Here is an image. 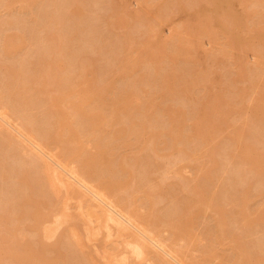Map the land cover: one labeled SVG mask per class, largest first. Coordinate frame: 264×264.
<instances>
[{
	"label": "bare ground",
	"instance_id": "obj_1",
	"mask_svg": "<svg viewBox=\"0 0 264 264\" xmlns=\"http://www.w3.org/2000/svg\"><path fill=\"white\" fill-rule=\"evenodd\" d=\"M135 1L144 7L136 14L138 4L137 9L131 4L134 9L129 12L127 4L104 0L103 11L96 16L92 14L97 8L91 9L97 2L42 0L32 21L22 18L19 22L18 16L13 21L12 15L1 19L0 264H56L54 252L69 258L70 264H96L83 251L84 241L93 244L94 255L107 260L105 264L264 263V236L252 240L259 223L264 224V203L256 210L248 204L250 193L264 192V99L259 96L264 91L260 74L264 66L260 60L264 59V0H235L243 6L238 16L227 6L228 0H212L210 5L204 0ZM35 3L37 0H0V7L8 11L20 4L24 14L32 12ZM50 8L56 9L61 22L69 24L66 35L52 32ZM223 8L228 11L220 22L217 15ZM125 10L130 19L122 14ZM179 13L198 18L199 23L184 29L186 36L195 39L175 34L174 53H180L181 37L197 47L196 40L206 38L211 45L223 35L227 46L234 52L238 49V57L226 51L213 63L202 64V81H226L218 86L226 98L217 100L220 91L209 87L190 112L173 94L185 73L182 66L174 62L169 68L159 67L156 81L143 72L163 63L151 54L162 44L152 37ZM39 16L43 20L37 22ZM115 16H122L125 22L122 17L112 19ZM94 20L105 32L99 31L102 27ZM14 22L18 30L24 27L22 34ZM121 23H130L131 33L116 35ZM239 26L242 32L235 33ZM254 40L262 50L253 49ZM28 46L44 51L25 68L20 56ZM130 46L141 47L133 62L126 53ZM239 52L252 54L255 63L248 65L242 57L245 54ZM96 56L108 63L92 70ZM225 58L237 63L236 73H221ZM117 71L122 76L110 79ZM116 80L122 82L119 89L114 88ZM83 84L87 85L84 89ZM112 87L114 92L118 90L116 95L111 94ZM75 91L87 109L77 108ZM141 91L145 103L135 105L132 99ZM96 93L100 101L93 99ZM188 121L193 128L186 127ZM59 126L60 132L53 131ZM190 138H197L198 143L191 145ZM84 141H94V154L85 153ZM141 150L146 154H135ZM197 156H205L209 165L193 168L199 176L176 184L187 195L180 198L174 193L175 184L171 185L166 190L169 205L156 210L154 199L166 198L154 194L166 183L164 172L159 175V171L163 168L178 174L185 161ZM8 159L16 164L6 163ZM161 159L166 161L165 167ZM151 173L159 177L154 179ZM59 200L60 208L56 206ZM70 201L76 202L75 212ZM204 209H210L216 218L211 228L202 231L204 235H197L209 241L200 251L196 236L193 239L189 231L195 219L205 217L203 212L208 214ZM23 219L33 220L28 227L37 239L12 250ZM55 236L53 245H47ZM222 240L233 244L231 254L216 251L223 246ZM197 252L200 257L194 256Z\"/></svg>",
	"mask_w": 264,
	"mask_h": 264
},
{
	"label": "rangeland",
	"instance_id": "obj_2",
	"mask_svg": "<svg viewBox=\"0 0 264 264\" xmlns=\"http://www.w3.org/2000/svg\"><path fill=\"white\" fill-rule=\"evenodd\" d=\"M42 0H37V2H38V4L37 3H35V7L33 6L32 7V12H29V13H24V14H22L23 12L22 11H20L21 9V5L20 4H15L12 8H10V10H8V11H6L2 6L0 7V22H2L1 21V19H7L8 17V15L10 16V15H12V16H10L11 18H13V17H15V16H18V17H15V19H17L19 22H20V20H22V18H24V19H26V18H28L30 21H32V17H34L35 16V13H37V10L41 7V4L42 3H40ZM94 1V0H93ZM97 1H101V0H95V2H97ZM103 2H104V0H102ZM101 1V2H102ZM117 3H122V4H124V6H125V4H127L126 5V10H128V8H129V12H132V9H134V8H132V7H135L137 4V10H136V12H135V14L137 13V11H139V8H144L143 7V4H141V7L139 6V3H138V1H137V3H136V1L135 0H115ZM129 1H131V2H129ZM162 1H164V0H161V2ZM229 1V3H228V7L231 9V10H233V14L234 15H239V10H241L242 11V9H243V6H241L240 5V3H237V2H235V0H228ZM90 2L91 3H95V2H92L91 0H90ZM101 2H97V3H95L94 4V6L95 7H93L92 8V4L90 5V7L92 8L91 9V11H93V9H95V8H97L96 10H94V12H93V14L92 15H99L103 10H101L102 9V6H104V4H102ZM211 2H212V0H204L203 1V3L204 4H207V5H210L211 4ZM44 3V2H43ZM141 3V2H140ZM37 4V5H36ZM100 5V8L98 7V5ZM131 4H132V7H131ZM237 4H238V7H237ZM40 5V6H39ZM240 5V6H239ZM127 6H130V7H127ZM242 7V8H241ZM1 8H3L4 10H1ZM88 9H89V7H87ZM99 8V9H98ZM103 9H104V7H103ZM165 9L166 10H169L170 9V5L169 4H166V6H165ZM253 9V8H252ZM252 9H250L249 11H251ZM50 10H51V12H52V15H53V18L51 19V27H52V32L54 33V32H60L61 34H65L66 35V33H67V29H68V26H69V24L68 23H63V22H61V20H60V17L57 15V12H56V9H54V8H50ZM122 11V14H123V12H124V17H126V19L127 18H129L127 15H126V13H127V11ZM134 10V11H135ZM142 12H143V10L142 9H140ZM89 11H90V9H89ZM227 8H223L222 9V13H219L218 15H217V19L220 21V22H224V20H225V14H224V12H226L227 13ZM11 12V13H10ZM118 12H120L119 10H118ZM118 12H115L117 15L118 14H121V13H118ZM10 13V14H9ZM20 14V16L21 17H19V14ZM99 13V14H98ZM134 13V12H133ZM14 14H17V15H14ZM87 14V16H88V12L86 13ZM138 14H140V13H138ZM14 15V16H13ZM22 15H23V17H22ZM142 15V14H141ZM144 15V14H143ZM151 15V14H150ZM176 16L174 17V16H172V18L167 22V23H165L163 26H161V31H160V33H158V34H156V36H154V37H152V39L153 40H158L159 42H161L162 44H159V47L157 48V49H155V50H152L151 51V54L152 55H154V56H157L158 57V59L159 60H163V63L162 64H160L158 67H156V68H149V69H145V70H143V72L144 73H147L148 75H150V76H152V78H153V80L154 81H156L157 79H158V77H159V75H158V73H156V71L157 70H159V67H164V68H169L170 67V65L172 66L173 65V63L174 62H176L177 64H178V67H183L184 68V70H185V73L183 74V76H182V79H181V81H180V83H179V85H178V87L175 89V91L173 92V94L175 95V96H177V101L179 102V104H182L183 106H184V110L186 111V112H190L194 107H195V104H196V102L199 100V101H201L202 100V97L204 96V94L205 93H208V91H209V87H212L213 88V90L215 91V92H219L220 90H218V89H221L220 87L221 86H223V84H226V81H224V82H222V83H216V82H214V83H211V82H204V81H202V66H204V65H202L203 64V62H206V64H210V63H213L214 61H215V59H216V57H218L219 56V54H221L222 52H228L229 54L230 53H232L233 54V56H235L236 55V57H238V49H236V51L234 52L233 50H235V49H233L232 50V48H230L229 46H227L226 45V39H225V37L222 35V36H220V35H217V37H215V38H218L219 36V38L216 40H214L215 42L212 44L211 43V45H209L210 43L207 41V39L205 40H196L197 41V47H194V46H192L191 44H189L186 40H188V38H193V37H189V36H186L188 33H186L187 31L186 30H184L185 28L186 29H188V28H190V27H194L195 25H197L199 22H198V20H196V19H198V18H189V17H187L186 15H184V14H182V13H179V14H175ZM114 16V15H113ZM118 16H120V15H118ZM123 16V15H122ZM121 16V17H122ZM6 17V18H5ZM116 17V16H115ZM113 18L112 17V19H117V20H121V19H119V18H121V17H116V18ZM256 18V17H255ZM130 19V18H129ZM128 19V20H129ZM184 19H185V21H188V22H184ZM9 20V19H8ZM10 20H12V19H10ZM35 20L38 22V21H41V20H43V19H41L40 18V16L37 18V17H35ZM125 19L122 17V21H123V23L125 22L124 21ZM128 20H126L127 22H128ZM179 20V21H178ZM190 20V21H189ZM13 21H14V18H13ZM44 21H45V19H44ZM44 21H42V22H44ZM181 22L180 24H177L176 26H175V24L173 25L172 23H177V22ZM199 21H201V19L199 20ZM16 22V21H15ZM14 22V25L16 24ZM94 22H95V24L96 25H98V26H101L102 27V25H101V23H98L97 21H95L94 20ZM129 22H131V20H129ZM123 23H121V25H117V28H118V30H116L115 32H116V35H119V34H123V35H127V33H131L130 31L132 30V27L128 24V25H125V26H123ZM126 24V23H125ZM170 24H172V25H170ZM17 25L18 24H16L15 25V29H17V31L19 32V30H20V33L22 34V32H21V30L24 32V27H22V29H19L18 30V27H17ZM170 25V26H169ZM118 26H120L121 28H119ZM123 26V27H122ZM172 26V27H171ZM175 26V27H174ZM168 27H171V28H167ZM192 27V28H193ZM116 28V29H117ZM191 28V29H192ZM98 29H99V31L100 32H105V29L102 27V28H99L98 27ZM167 29V30H166ZM191 29H189V30H191ZM216 29V28H215ZM102 30V31H101ZM104 30V31H103ZM179 31H181L182 32V34H181V32L179 33ZM183 32H184V34H183ZM217 32H219L218 30H217ZM234 32L235 33H239V32H242V30H241V27L239 26L238 28H235L234 29ZM175 34H179V35H181V36H185V37H188V38H184V37H181V39L183 40L184 39V41H182L181 39V41H182V44H181V46H180V48H179V54L177 53H174V50H175V42H174V37H175ZM218 34H220V33H218ZM86 35V34H85ZM178 35V36H179ZM176 38H177V35H176ZM193 39H195V38H193ZM226 41V42H225ZM254 44H253V49H257V50H262L263 48H262V46L257 42V41H255L254 40V42H253ZM172 45V46H171ZM171 46V47H170ZM227 47H229V48H227ZM138 48V50L139 51H141V47L139 46H130L128 49H127V54H128V60L129 61H134V59L137 57L136 56V54H137V52H136V49ZM23 49V48H22ZM228 49V50H227ZM20 50L21 49H19L18 51L20 52ZM43 50V49H42ZM233 52H232V51ZM22 51V50H21ZM44 51V50H43ZM43 51H41V49L40 48H36L35 46L33 47H27L25 50H23L22 52H21V58H20V61L23 63V64H25V65H27V66H25V68H28V67H30L31 65H29L30 63H32L33 62V60H34V58L38 55V54H41ZM23 52H28L27 54L25 53V55H22V53ZM239 53H242V52H239ZM243 54V53H242ZM245 54V53H244ZM243 54V55H244ZM249 55H252V54H250V53H248ZM248 54H245L246 55V57H247V55ZM240 55V54H239ZM244 55V56H245ZM248 55V57L249 58H246V57H244V56H242L243 58H244V61H246V63L248 64V65H252V64H254L255 63V60H256V58L252 55V56H249ZM253 57V58H252ZM0 58H1V56H0ZM232 58V57H231ZM231 58H225V61L223 62V66H222V69H221V73L223 74V75H225V74H227V73H236L237 72V70H238V65H237V63L234 61V59H231ZM246 58V59H245ZM95 59H96V62H95V64H94V66H92L91 67V69L92 70H94L95 68H97V67H99V66H106V64L108 63V61L106 62L105 60H102L103 58H101V60H99L98 58H97V56L95 57ZM253 59V60H252ZM261 61H262V63H264V59H260ZM251 61V62H250ZM154 69H155V72H154ZM22 70V72L23 71H25V70H23V68L21 69ZM260 74L262 75V76H264V66H262L261 67V70H260ZM122 75L120 74V72H115V73H112L111 75H109V78L110 79H119L120 77H121ZM106 77H108L107 75H105V78L104 79H107ZM116 80V81H117ZM188 80H192V82H189ZM115 84H117V85H115L114 86V88H116V87H118V88H116V89H119L121 86H122V82H121V80H119V82L117 81ZM86 84H83V88L82 89H84V88H86ZM218 86H220V87H218ZM114 88L112 87V91L114 90ZM81 89V90H82ZM111 91V94H113L114 95V93H115V95H116V92L118 91V90H116V92H112ZM74 94H75V97L76 98H74V99H76L77 100V102H78V106H77V108L79 107V108H81V109H87L86 108V104H82L81 103V99H82V96L81 95H79V92H77V91H75V92H73ZM111 94H109L110 96H113V95H111ZM226 96L227 95H225L224 96V93L222 92V91H220L219 93H218V97H217V100H222V98L223 97H225L226 98ZM260 96V98L262 99H264V91H261V95H259ZM114 97L115 96H113V97H110L111 99L113 98L114 99ZM227 98H229V97H227ZM93 99H96V100H99L100 101V98H99V96L97 95V93H96V95L95 96H93ZM132 102L135 104V105H141V104H144L145 103V94H144V92H139L137 95H136V97H134L133 99H132ZM34 113V112H33ZM246 114H248V112H246ZM249 115H250V111H249ZM71 117H73L72 115H69V118H71ZM185 125H186V127L187 128H189V129H191V128H193L194 127V125L190 122V121H188V122H186L185 123ZM53 131H55V132H60V126L59 127H54L53 128ZM92 142H94V141H92ZM92 142H86V141H84L83 143V147H84V149H86L85 151V153L86 154H94L95 153V147H94V143H92ZM198 143V140H197V138H190V144L191 145H195V144H197ZM52 151L51 152H53V154H56V152H55V149H51ZM129 150V149H128ZM138 150V149H137ZM145 151L147 150V149H144ZM144 150H141V151H136L137 153H135V154H140V155H144V154H146L145 153V151ZM88 152V153H87ZM148 153V152H147ZM22 154H23V152H22ZM149 154V153H148ZM147 154V155H148ZM24 155V154H23ZM23 155H21V157L23 158L24 156ZM139 155V156H140ZM219 158V157H218ZM21 159V158H20ZM18 160V159H17ZM168 161V160H167ZM9 163L10 165L11 164H13V163H15V162H13V159L12 160H6V163ZM18 162V161H17ZM19 162H21V161H19ZM160 163H163L164 165V167H165V163H166V161L164 160V159H161L160 160ZM8 164V165H9ZM16 164V163H15ZM14 165V164H13ZM159 165H161V167H163L162 166V164H159ZM207 165H209V161H208V159L205 157V156H197V157H195V158H190L189 160H187V161H185L183 164H182V168L179 170V173L177 174H174L173 173V171H169V170H160L159 171V173H158V171L157 172H155V173H158L159 175H161L160 174V172L161 171H163L164 172V174L162 173V175H163V177L165 178V184H163L162 185V188H158L156 191H155V193L154 194H160V195H164V196H166V198H165V200L163 199V200H158V199H154L155 200V202H154V204H153V206H154V208L157 210V209H161V210H164V209H166L167 208V206L169 205L168 203H169V200H168V196H167V193H166V190H169V188L171 187V185H174L175 184V187H173V189H174V193H176V195L178 196L179 195V197L181 198L182 196H186L187 195V191H186V189H182V188H180V185H177L176 186V184L180 181V180H183V181H185V182H188V181H191L192 179H194V178H196L197 176H199V174H198V171H197V173H196V171L193 169V168H200V167H203V168H205ZM6 166V165H5ZM7 167V166H6ZM230 167L231 166H229L228 168H229V170H228V173L231 171V169H230ZM178 169V168H177ZM168 171V172H167ZM167 172V173H166ZM155 173H153V174H155ZM231 173V172H230ZM152 174V173H151ZM152 174V177L154 178L155 176H158L159 177V175H153ZM155 179V178H154ZM13 182V181H12ZM137 195H140V196H137ZM136 196H135V199L137 198H139V197H141V193L140 194H137ZM136 199V200H137ZM248 199H249V202H248V204H249V207H251V209H253V210H256L261 204H263L264 203V192H259L258 190H254L252 193H250V195H249V197H248ZM58 204V205H57ZM56 204V206H58L59 208H60V206L62 205V202L59 200L58 201V203ZM145 206H150V204L149 203H146V204H144ZM143 205V206H144ZM69 206H70V208H71V211L72 212H75L73 209L75 208V206H76V202L75 201H70L69 202ZM166 207V208H165ZM197 209H199L200 208V206L199 207H196ZM31 210V209H30ZM30 210L28 209V212L29 213H31L30 212ZM204 210H206L207 211V213L208 214H205L204 212H203V214H204V216L206 217V219L204 220L203 218H205V217H198L197 219H195V222H196V224L193 226V228L189 231L190 233H191V235L194 237L193 239H196V241H195V243L197 244V245H199V247H200V251H201V249L202 248H204V247H207L208 246V242L209 241H206L207 239L206 238H204L205 236H197L198 234H201L202 233V231H203V233H204V231L206 230V228H211L212 227V225H214L215 224V220L213 221V219H215L216 218V216H212V213L213 212H211L210 211V209H204ZM209 210V211H208ZM142 211V210H141ZM214 215V214H213ZM203 216V215H202ZM25 222L23 223V224H21V232H19V233H17V237L15 238V241H14V243L10 246V249H12V250H20L21 248H22V246L24 245V242L25 241H34V238L35 239H37L36 237H35V234L33 233V231H31V229H29V225H31V224H33V220H31V219H23ZM204 222V223H202V222ZM194 222V223H195ZM210 224V225H209ZM197 227V228H196ZM61 231V230H60ZM58 232L57 233V237H58V235H59V233H61V232ZM256 231V233L254 234V236L252 237V240H258V239H261L263 236H264V224L263 223H259V228L257 229V230H255ZM201 232V233H200ZM202 233V234H203ZM204 235V234H203ZM195 236H196V238H195ZM202 237V238H201ZM101 240H102V236H100L99 237ZM203 238H204V240H203ZM55 239H56V236H55V238H53L52 240H47L46 241V243H47V245L49 244V246H51V245H53L52 243L55 241ZM201 240V241H200ZM222 241H224V240H222ZM247 241V240H246ZM248 242V241H247ZM98 243V242H97ZM103 244V242H101L100 241V244ZM51 244V245H50ZM84 244L86 245V246H84V250L83 251H86V253L89 255V256H91V258H92V262L93 263H96V264H105V262L107 261V260H105V262H104V260L101 258L100 259V257L97 259L96 258V256L94 255V252H93V248H91L92 246L91 245H93L92 243H90V242H86V241H84ZM94 244H96V243H94ZM221 244H223V246L221 247V245L220 246H217L216 247V251H218V252H222V250L224 251V252H227V253H229V254H231L232 252H231V248L233 247V244L232 243H230L229 244V241L228 240H225L224 242H221ZM231 245H232V247H231ZM100 246V245H99ZM214 246V245H213ZM216 246V245H215ZM75 247H77V246H75ZM74 247V249H79L80 247H77V248H75ZM87 247V248H86ZM221 249H220V248ZM219 248V249H218ZM73 248H72V250H74ZM221 250V251H220ZM75 251H78V250H75ZM100 252H102V251H100ZM55 253V252H54ZM54 253L52 254V260H54L55 262H56V264H70V263H68V261L70 260L69 258L68 259H66L67 257H65V258H63V257H61V256H56V255H54ZM107 254V253H106ZM200 254L201 253H195L194 254V256L195 257H200ZM100 255H102V253H100ZM103 256V255H102ZM104 259H106V258H104ZM67 260V261H66ZM215 261V260H214ZM217 262H218V260H216ZM215 261V263H217ZM108 262V261H107ZM226 264H232L231 262H227ZM245 264H264V263H260V262H257V261H255V260H253V261H251V262H247V263H245Z\"/></svg>",
	"mask_w": 264,
	"mask_h": 264
}]
</instances>
